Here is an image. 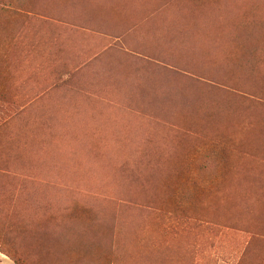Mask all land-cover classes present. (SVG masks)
Returning <instances> with one entry per match:
<instances>
[{
	"label": "rangeland",
	"instance_id": "rangeland-1",
	"mask_svg": "<svg viewBox=\"0 0 264 264\" xmlns=\"http://www.w3.org/2000/svg\"><path fill=\"white\" fill-rule=\"evenodd\" d=\"M96 1L28 0L0 40L3 211L32 206L52 235L84 219L110 245L103 264H264L262 219L214 207L239 198L226 155L250 149L228 137L249 139L264 123V52L242 69L193 61L179 26L193 0H124L119 16L94 12ZM181 92L232 109L229 128L199 127L171 100Z\"/></svg>",
	"mask_w": 264,
	"mask_h": 264
},
{
	"label": "trees",
	"instance_id": "trees-1",
	"mask_svg": "<svg viewBox=\"0 0 264 264\" xmlns=\"http://www.w3.org/2000/svg\"><path fill=\"white\" fill-rule=\"evenodd\" d=\"M240 1L230 0L228 3L224 2V0L191 1L189 7L192 10L189 14L182 15V23H179V26L182 24V28L187 30L185 35L188 42L185 47H188L192 51L185 48L190 53V56L186 55V57H182H188L187 59L193 58V61L197 57L203 63L221 62L223 60V62L227 63L225 64L226 66L230 64L229 68L232 66L231 63L234 60L235 65L233 69H242L244 65L239 64L247 58L248 54L253 52L252 50L256 49V52L258 50L264 52V26H262L264 25L262 23L264 22V0H247L239 4ZM27 2L28 0H0V40L4 33L15 32L14 25L16 21L9 23V20H11V17L16 19L25 13V3ZM94 4H97V7L93 8L94 12L108 16L109 12L112 11L111 14L119 16V11L126 9L127 2L124 0H97ZM261 4H263V7H261ZM252 6H255V8H252ZM124 15L126 17L128 13H124ZM237 19L238 22H236ZM226 20H229L228 23ZM257 22L258 24H255ZM152 29L156 28L151 27ZM178 29H173V32ZM177 34L179 32L175 35ZM254 34L257 35L254 36ZM251 36H254L255 41ZM247 37H249L248 41ZM174 40H176V37ZM227 43L230 46L229 48H226ZM222 50L227 51L222 55H214V53ZM216 57L222 60H218ZM181 63H183V59ZM155 99L159 100L160 98L157 97ZM171 100H173L174 105L184 104L185 107L183 108H189L188 110L193 114L194 118L201 123L199 127L202 129L208 131L211 127V130L220 132L212 128V126L229 128L231 121H226V115L230 114L229 111L232 109L224 108L222 103L213 102L210 99L213 102L211 104L210 100L208 101L205 96L197 95L195 92L193 94L181 92V94L178 93L176 96L173 95ZM258 125L261 127H256V134L253 137H249V139L239 140L228 137V145H231L233 149L240 150L245 148V146L250 149L246 153L247 155H244L243 152H234V154L230 152L231 154L226 155L222 163L226 165L224 169H229L223 171V174L225 173L224 176L232 175L235 169L241 175L235 178L228 176L225 184L233 185L234 193H238L239 198L229 199L224 203L225 207L223 208L219 207L220 205H214V207L221 211H233L234 214L241 218L256 216L262 219L264 225V179L256 172L260 169L264 170V164L258 165L260 161L264 160V123L259 122ZM158 160L159 158L154 159L156 163ZM166 161L172 163V159ZM157 185L159 186L160 183H157ZM33 212L34 208L28 206L26 210L23 207L22 210H14L10 214L9 212H4L0 205V252L13 260L15 264H33V261L30 259H33V255H38L39 259L43 257L45 259L69 258L70 261L74 259L79 261V263L81 262V264H103L99 258L102 259L104 254L109 253L110 245L103 239L102 232L97 234L96 228L91 226L90 223H87L83 219L81 229H75L72 225L65 223L63 224V228H60L61 231H64L62 234L52 235L50 232L52 227L47 229L51 225H46L44 228V224L39 223L38 219H34ZM19 216L22 218L21 223L13 220V218ZM7 218H11V221L7 222L4 220ZM29 249L35 253H27Z\"/></svg>",
	"mask_w": 264,
	"mask_h": 264
},
{
	"label": "bare ground",
	"instance_id": "bare-ground-1",
	"mask_svg": "<svg viewBox=\"0 0 264 264\" xmlns=\"http://www.w3.org/2000/svg\"><path fill=\"white\" fill-rule=\"evenodd\" d=\"M262 5H263V4H261V7H263ZM252 8H255V6H252ZM258 8H259V7H258ZM259 9H260V8H259ZM261 10H262V9H261ZM236 12H237V11H236ZM238 12H239V11H238ZM242 12H243V11H242ZM251 12H252V11H251ZM247 13H248V12H247ZM238 15H239V13H238ZM236 16H237V14H236ZM244 16H245V15H244ZM247 16H248V14H247ZM233 17H234V16H233ZM237 17H238V16H237ZM262 18H263V17H262ZM244 19H245V18H244ZM247 19H248V18H247ZM253 19H254V18H253ZM239 20H240V19H239ZM241 20H242V19H241ZM249 20H250V19H249ZM257 20H258V19H257ZM263 20H264V19H263ZM226 21H227V23H228L229 20H226ZM246 21H247V20H246ZM251 21H252V19H251ZM254 21H255V20H254ZM260 21H261V20H260ZM260 21H259V23H260ZM231 22H233V21H231ZM236 22H238V19H237ZM234 23H235V22H234ZM241 23H242V22H241ZM250 23H251V22H250ZM252 23H253V22H252ZM262 23H264V22H262ZM255 24H258V22L255 23ZM229 25H231V24H229ZM239 25H240V24H239ZM241 25H242V24H241ZM234 26H235V25H234ZM262 26H264V25H262ZM237 27H238V26H237ZM241 27H242V26H241ZM250 27H252V26L250 25ZM234 28H235V27H234ZM245 28H246V26H245ZM260 28H262V27H260ZM232 29H233V28H232ZM232 29H231V30H232ZM235 29H236V28H235ZM246 30H247V29H246ZM246 30H245V31H246ZM240 31H241V30H240ZM260 31H261V30H260ZM263 31H264V30H263ZM233 32H234V31H233ZM252 32H253V31H252ZM252 32H251V33H252ZM241 33H242V32H241ZM247 33H248V31H247ZM249 33H250V32H249ZM253 33H254V32H253ZM255 33H256V32H255ZM235 34H236V33H235ZM244 34H245V32H244ZM233 35H234V34H233ZM236 35H238V34H236ZM256 35H257V34H256ZM256 35L254 34V36H256ZM254 36H251V37L254 38ZM260 36H261V35H260ZM237 37H239V36H237ZM240 37H241V36H240ZM245 37H246V36H245ZM257 37H258V36H257ZM261 37H262V36H261ZM222 38H223V37H222ZM225 38H226V37H225ZM234 38H235V37H234ZM243 38H244V35H243ZM243 38H242V39H243ZM248 38H249V37H247V41H248ZM234 41H235V40H234ZM239 41H240V40H239ZM244 41H245V38H244ZM254 41H255V38H254ZM235 43H236V42H235ZM241 43H242V41H241ZM243 43H245V42H243ZM261 45H263V44H261ZM250 46H251V45H250ZM250 46H249V47H250ZM258 46H259V45H258ZM254 47H255V46H254ZM256 47H257V46H256ZM261 47H262V46H261ZM263 47H264V45H263ZM259 48H260V46H259Z\"/></svg>",
	"mask_w": 264,
	"mask_h": 264
},
{
	"label": "crops",
	"instance_id": "crops-1",
	"mask_svg": "<svg viewBox=\"0 0 264 264\" xmlns=\"http://www.w3.org/2000/svg\"><path fill=\"white\" fill-rule=\"evenodd\" d=\"M0 264H13L12 261L0 252Z\"/></svg>",
	"mask_w": 264,
	"mask_h": 264
}]
</instances>
